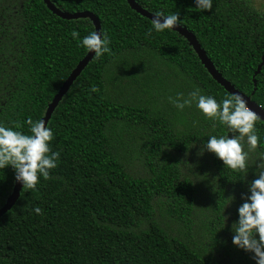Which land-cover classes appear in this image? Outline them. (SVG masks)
<instances>
[{
	"label": "trees",
	"instance_id": "16d2710c",
	"mask_svg": "<svg viewBox=\"0 0 264 264\" xmlns=\"http://www.w3.org/2000/svg\"><path fill=\"white\" fill-rule=\"evenodd\" d=\"M49 1L94 14L109 51L94 56L54 110L47 126L57 168L22 188L0 218V264H255L232 244L231 227L264 165V122L255 125L257 147L244 144L246 173L207 151L198 156L210 135L228 129L167 98L196 87L218 102L230 94L188 41L151 30L125 0ZM135 2L152 14L178 11L216 71L264 111V10L253 0H213L203 12L194 0ZM93 31L89 19L62 20L42 0H0V123L29 134L27 121L42 119ZM14 182L12 168L0 170V209Z\"/></svg>",
	"mask_w": 264,
	"mask_h": 264
},
{
	"label": "clouds",
	"instance_id": "9594fccd",
	"mask_svg": "<svg viewBox=\"0 0 264 264\" xmlns=\"http://www.w3.org/2000/svg\"><path fill=\"white\" fill-rule=\"evenodd\" d=\"M194 2L195 9L200 12L211 11L213 8V0ZM179 15L178 11L170 14L155 12L151 19V30H173L182 24ZM71 35L73 39L79 38L75 30ZM109 43L105 33L93 31L82 38L80 46L100 58L109 51ZM167 99L179 111L195 105L205 118L228 129L227 135H210L198 156H203L204 151H207L222 162L224 169L246 173L249 152L244 150V144L246 142L251 149L257 147L255 125L258 116L247 106L243 97L233 94L218 102L215 97L202 94L201 89L196 87L187 95L177 93L175 97L169 96ZM193 123L195 126L197 122ZM27 124L29 134L0 123V170L12 168L16 181L22 184L23 189H35L41 178L49 179L51 170L57 168L59 153L50 147L54 136L51 127L46 126L43 120L34 122L29 119ZM184 164L190 169L193 167ZM258 168L256 178L248 185L249 195L242 197L244 203L237 209L238 220L232 224L231 231L232 244L252 253L255 264H264V165H258ZM233 199H225L227 205ZM33 211L37 215L42 213L40 207H35Z\"/></svg>",
	"mask_w": 264,
	"mask_h": 264
},
{
	"label": "water",
	"instance_id": "95a60500",
	"mask_svg": "<svg viewBox=\"0 0 264 264\" xmlns=\"http://www.w3.org/2000/svg\"><path fill=\"white\" fill-rule=\"evenodd\" d=\"M46 8L56 17L62 19V20H78V19H89L94 27V31H101V26L99 19L92 13L90 12H75V13H68V12H63L56 8L49 0H42ZM128 4V6L138 15L141 17L149 20L151 22L152 19V13H149L148 11L142 9L136 2L135 0H125ZM183 38H185L189 45L192 47V49L195 51L196 55L198 56V59L200 60L201 64L204 66L208 74L212 77V79L219 85L221 86L227 93L230 95L236 94L241 97H243L246 102L247 106L254 111L258 119H260L262 122H264V111L261 110L253 101L251 100L250 97H246L245 95L241 94L238 92L227 80H225L215 69L213 66V63L208 59L206 56V53L204 50L201 48L200 44L194 37V35L189 32L185 27L178 25L176 26L173 30H171ZM94 53L87 52V54L81 59L76 67L73 69V71L69 74L65 82L62 84V86L59 88L58 92L55 94L53 97L52 101L49 103L43 117L41 120H43L46 124L48 125L49 120L51 119V116L54 112V110L57 108L59 103L61 102L62 98L64 95L69 91L70 87L72 84L76 81V79L81 75V73L85 70V68L88 66V64L93 60L94 58ZM264 63V57L262 58V64ZM261 64V65H262ZM261 65L258 67L256 74L259 72ZM22 184L16 181L14 182V186L12 189L11 194L7 198L5 204L2 206L0 209V218L6 214L16 203L17 199L20 196V192L22 190Z\"/></svg>",
	"mask_w": 264,
	"mask_h": 264
},
{
	"label": "rangeland",
	"instance_id": "374dc122",
	"mask_svg": "<svg viewBox=\"0 0 264 264\" xmlns=\"http://www.w3.org/2000/svg\"><path fill=\"white\" fill-rule=\"evenodd\" d=\"M253 5L259 10H264V0H253Z\"/></svg>",
	"mask_w": 264,
	"mask_h": 264
}]
</instances>
